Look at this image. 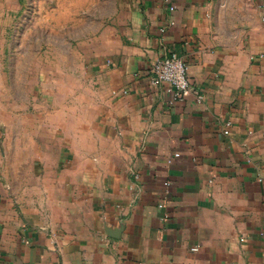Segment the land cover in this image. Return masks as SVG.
<instances>
[{"label":"crops","instance_id":"obj_1","mask_svg":"<svg viewBox=\"0 0 264 264\" xmlns=\"http://www.w3.org/2000/svg\"><path fill=\"white\" fill-rule=\"evenodd\" d=\"M238 11L0 0V264H264V0ZM173 52L201 101L152 83Z\"/></svg>","mask_w":264,"mask_h":264},{"label":"built area","instance_id":"obj_2","mask_svg":"<svg viewBox=\"0 0 264 264\" xmlns=\"http://www.w3.org/2000/svg\"><path fill=\"white\" fill-rule=\"evenodd\" d=\"M151 71L152 83L166 85L175 100H184L190 93H195L199 101L204 98V94L192 84L188 63L176 52L158 57Z\"/></svg>","mask_w":264,"mask_h":264},{"label":"rangeland","instance_id":"obj_3","mask_svg":"<svg viewBox=\"0 0 264 264\" xmlns=\"http://www.w3.org/2000/svg\"><path fill=\"white\" fill-rule=\"evenodd\" d=\"M241 3L246 4L247 0H222L224 10L229 9V14L234 15L235 20L237 19V17L239 18L238 15L240 14V12L238 11V6Z\"/></svg>","mask_w":264,"mask_h":264},{"label":"water","instance_id":"obj_4","mask_svg":"<svg viewBox=\"0 0 264 264\" xmlns=\"http://www.w3.org/2000/svg\"><path fill=\"white\" fill-rule=\"evenodd\" d=\"M110 234H111V236H116L117 234H116V230H112V231H110Z\"/></svg>","mask_w":264,"mask_h":264}]
</instances>
